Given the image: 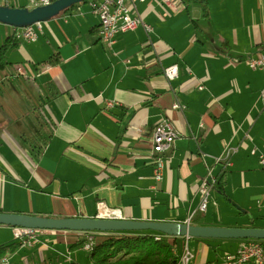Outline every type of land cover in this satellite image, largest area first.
I'll return each instance as SVG.
<instances>
[{"label": "crops", "instance_id": "crops-1", "mask_svg": "<svg viewBox=\"0 0 264 264\" xmlns=\"http://www.w3.org/2000/svg\"><path fill=\"white\" fill-rule=\"evenodd\" d=\"M206 2L204 16L197 3L131 0L152 30L140 24L113 44L99 39V19L81 3L43 23L36 41L20 40L0 71L1 212L95 217L101 206L103 218L185 222L198 207L200 180L224 170L223 192L214 188L201 222L190 223L264 227L261 211L248 212L254 200L258 210L264 205V176L250 153L264 151V110L255 113L260 100L248 95L264 97V72L243 61L264 54V0ZM173 63L178 76L168 81L163 68ZM173 102L186 108L173 109ZM162 120L177 137L155 182L150 145ZM226 145L237 151L224 168L216 159ZM217 195L250 223L223 222L213 212L205 222ZM12 229L0 225V245L15 242ZM80 237L45 231L34 246L17 243L3 257L6 264H81ZM240 241L225 240L219 253L194 239L193 262L221 263Z\"/></svg>", "mask_w": 264, "mask_h": 264}, {"label": "built area", "instance_id": "built-area-1", "mask_svg": "<svg viewBox=\"0 0 264 264\" xmlns=\"http://www.w3.org/2000/svg\"><path fill=\"white\" fill-rule=\"evenodd\" d=\"M131 0H88L87 4L92 12L98 17V37L103 43L113 44L115 37L119 33L135 30L140 24L147 32L152 30L151 26L144 23L136 12H133L130 7ZM145 1V0H140ZM51 2V0H0V5L9 7H25L32 9L38 6H44ZM17 38L27 42H34L38 39L39 34L42 31V22H37L32 25H28L22 28H14ZM244 63L248 68L252 70H261L264 72V54L257 56H247ZM163 76L166 80L172 81L178 76V66L173 63L163 68ZM202 89L203 86H199ZM114 102L107 101L106 106L111 107ZM173 109L183 110L186 108L184 104L173 102ZM136 131H140V128L134 127ZM177 137V131L173 124L167 120H162L154 125L152 130L150 153L153 159V178L155 182L161 180L162 172L164 168V153L169 151L175 138ZM237 151V147L226 145L223 152L216 162L222 163L224 168L231 165V157ZM250 153L256 155L260 163L261 169L264 172V151L258 150L253 147ZM217 175L212 174L211 170H208L206 175L200 180L198 185V194L200 201L195 211L206 212L208 204L211 199V192L216 185ZM215 204V202H213ZM102 207L97 210L95 217L103 218L101 215ZM194 212L185 221L190 223ZM45 231L26 227H13L12 235L15 242L20 246L32 247L39 242V237ZM92 236H86V242L82 248L86 251L87 245L93 242ZM189 237L184 238V242L179 251L174 248V254L177 255L176 264H195L194 254L189 248ZM3 262H7V258H2ZM211 264H264V248L255 239H243L240 241L236 250L232 253H228L224 256L221 263Z\"/></svg>", "mask_w": 264, "mask_h": 264}, {"label": "water", "instance_id": "water-1", "mask_svg": "<svg viewBox=\"0 0 264 264\" xmlns=\"http://www.w3.org/2000/svg\"><path fill=\"white\" fill-rule=\"evenodd\" d=\"M85 0H54L32 9L0 5V23L22 28L47 22L62 11ZM243 211L240 207L235 206ZM0 225L43 230L75 232L154 231L171 237L255 239L264 240V227L194 225L186 222L148 221L97 217H44L39 215L0 212Z\"/></svg>", "mask_w": 264, "mask_h": 264}, {"label": "trees", "instance_id": "trees-1", "mask_svg": "<svg viewBox=\"0 0 264 264\" xmlns=\"http://www.w3.org/2000/svg\"><path fill=\"white\" fill-rule=\"evenodd\" d=\"M54 1V0H51ZM85 0L81 3H87ZM180 2L188 7L192 3H197L201 6L202 14L207 16L208 6L206 0H180ZM78 3V4H81ZM72 5L68 9L78 5ZM11 29H14L11 27ZM20 44V39L17 38L14 30L8 34L0 44V71L7 67L11 62L10 55L16 50ZM224 170L217 174L216 185L219 192H223L225 185ZM1 212V211H0ZM202 213L196 212L192 218L193 223L201 222ZM99 234L94 239L92 249L89 251V261L92 264H176L177 255L174 254V247H177L178 239L182 237H171L161 233H152L151 231H110V232H80L81 237L75 243V246H83L86 237L85 234ZM156 234H159L156 235ZM193 239V238H190ZM195 240H197L195 238ZM264 248V240H257ZM14 242L10 245H0V258L6 251L16 245ZM178 248V251L180 250Z\"/></svg>", "mask_w": 264, "mask_h": 264}, {"label": "rangeland", "instance_id": "rangeland-1", "mask_svg": "<svg viewBox=\"0 0 264 264\" xmlns=\"http://www.w3.org/2000/svg\"><path fill=\"white\" fill-rule=\"evenodd\" d=\"M43 23H45V22H42V24ZM7 27L9 29L11 28L10 26H7V25H5L3 23H0V44L3 41L4 37H5V29H7ZM41 40H43L42 37H41ZM10 59H12V56L10 57ZM244 60H245V58H244ZM261 72H263V71H261ZM249 94L253 95V97H254L253 99L258 98L260 100V103H258L257 108L255 110V113L258 112L257 114H259V113L261 114L263 112V110H264V97H262L263 95L261 94V91L260 92H254V93H252V92L250 93L249 92L248 95ZM262 119H264V118H262ZM261 122L264 124V120H261L260 123ZM258 172H260V174H262L264 176V173H263L262 169H260V171H258ZM214 199H216V201L214 200L216 204H215V206H211V204H210L208 212L204 215L205 216V219H204L205 222H209L210 221V218L212 217L211 212H213V215H214L213 217L214 218L218 217L221 220H223V222L224 221H226V222L229 221V222L233 223L234 225H246V224L250 223V221H251L250 217L245 216V215H238V214L234 215L235 212L233 214L228 212L227 209L224 208L227 205V202L225 201V199L223 197L217 195V196L214 197ZM250 207H251L250 209L247 208L248 212L250 214L252 213L253 215H257L258 211H261V213L264 214V205H263V210H260V209L258 210L257 209L258 206L256 205L255 200L253 202H250ZM233 210H234V208H233ZM139 232H145V231H139ZM151 232L154 233V231H151ZM156 233H158V232H156ZM81 235L82 234H80V236ZM87 235L88 236H92L93 239H95L96 237L99 236L98 233L97 234H91L90 233V234H85L84 237H86ZM156 235L159 236V234H156ZM182 238L183 239H178L177 247H174L177 251H178V248L180 247V245H181V247L183 245L185 237H182ZM194 239L195 238L191 239L190 243H189L190 250L192 251L193 254L195 252ZM199 240L208 241L209 243H211L212 247H214L216 249L217 252L221 253L224 250L222 242H224L225 240H229V239H220V238H205V239H203V238H200ZM85 242H86V240H85ZM88 257H89V251L86 250L84 252V256H83V258H85V259H83L80 263L81 264H89L88 263L89 262L88 261ZM2 258H4V257H2ZM2 258H0V263L1 264H6L7 262H3ZM6 258H8V257L6 256ZM8 264H19V263L16 262L15 260H11V262L8 263ZM90 264H92V263L90 262Z\"/></svg>", "mask_w": 264, "mask_h": 264}, {"label": "bare ground", "instance_id": "bare-ground-1", "mask_svg": "<svg viewBox=\"0 0 264 264\" xmlns=\"http://www.w3.org/2000/svg\"><path fill=\"white\" fill-rule=\"evenodd\" d=\"M93 244H94V240L91 244L87 245L86 250L90 251L92 249Z\"/></svg>", "mask_w": 264, "mask_h": 264}]
</instances>
